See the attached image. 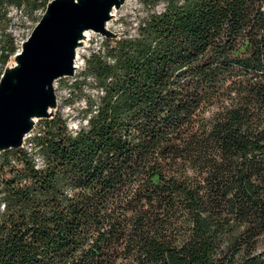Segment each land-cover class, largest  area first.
I'll list each match as a JSON object with an SVG mask.
<instances>
[{
  "label": "trees",
  "instance_id": "16d2710c",
  "mask_svg": "<svg viewBox=\"0 0 264 264\" xmlns=\"http://www.w3.org/2000/svg\"><path fill=\"white\" fill-rule=\"evenodd\" d=\"M48 1L0 0L1 72L11 8ZM140 1L66 83L73 125L0 151V264H264V0Z\"/></svg>",
  "mask_w": 264,
  "mask_h": 264
},
{
  "label": "water",
  "instance_id": "95a60500",
  "mask_svg": "<svg viewBox=\"0 0 264 264\" xmlns=\"http://www.w3.org/2000/svg\"><path fill=\"white\" fill-rule=\"evenodd\" d=\"M124 0H49L31 32L0 74V151L23 145L36 118L51 117L57 105L55 80L76 69L84 31L106 37L112 10Z\"/></svg>",
  "mask_w": 264,
  "mask_h": 264
},
{
  "label": "rangeland",
  "instance_id": "374dc122",
  "mask_svg": "<svg viewBox=\"0 0 264 264\" xmlns=\"http://www.w3.org/2000/svg\"><path fill=\"white\" fill-rule=\"evenodd\" d=\"M164 6L163 1L158 3L155 6V9H162ZM151 7L149 5L143 4L140 0H124L119 7L115 8V15L108 20L107 26L114 31L115 33L126 34V33H134L137 21L144 16ZM9 14L11 15V21L8 30H10L15 36V40L18 44V48L21 46V42L27 37V35L31 32L32 28L36 24L37 20H33L29 17L23 15V12L16 7H12ZM40 14V11L37 12V16ZM89 37L83 42V44L79 45L77 48V56L75 58L76 69L72 75L60 76L55 80V93L57 96V105L52 111L60 110L64 113V115L68 116V120L70 126L73 125L74 114L76 111L72 110L71 107L64 102V98L67 97L68 87L67 82H70L72 76L77 73L84 65V56L90 51L92 47H98L101 44V40L105 35L100 34L99 32L89 30ZM17 48V49H18ZM14 54H12L9 60L5 65H9L14 62ZM1 74V68H0ZM40 121V118H36V123Z\"/></svg>",
  "mask_w": 264,
  "mask_h": 264
},
{
  "label": "built area",
  "instance_id": "2783aa9c",
  "mask_svg": "<svg viewBox=\"0 0 264 264\" xmlns=\"http://www.w3.org/2000/svg\"><path fill=\"white\" fill-rule=\"evenodd\" d=\"M37 130L38 128H36L35 124L34 127L25 135L22 146H24L26 149H31V140L29 139V137H31Z\"/></svg>",
  "mask_w": 264,
  "mask_h": 264
},
{
  "label": "bare ground",
  "instance_id": "6f19581e",
  "mask_svg": "<svg viewBox=\"0 0 264 264\" xmlns=\"http://www.w3.org/2000/svg\"><path fill=\"white\" fill-rule=\"evenodd\" d=\"M114 15H115V8L112 10V17H114ZM108 24V23H107ZM89 30L90 29H86L85 31H84V34H85V36H84V39H83V41H85L86 40V38L87 37H89L90 35H89ZM78 48V47H77ZM77 50V49H76ZM31 143V142H30ZM28 150V149H27ZM40 161V160H39ZM38 161V162H39Z\"/></svg>",
  "mask_w": 264,
  "mask_h": 264
}]
</instances>
